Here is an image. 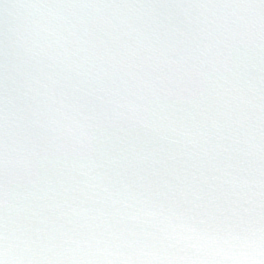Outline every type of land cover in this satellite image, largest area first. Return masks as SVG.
Returning a JSON list of instances; mask_svg holds the SVG:
<instances>
[{
    "label": "snow or ice",
    "instance_id": "6c2138e0",
    "mask_svg": "<svg viewBox=\"0 0 264 264\" xmlns=\"http://www.w3.org/2000/svg\"><path fill=\"white\" fill-rule=\"evenodd\" d=\"M0 264H264V0H0Z\"/></svg>",
    "mask_w": 264,
    "mask_h": 264
}]
</instances>
